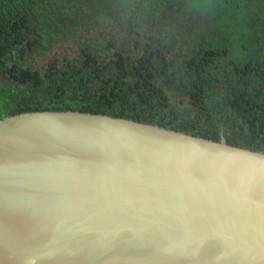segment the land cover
<instances>
[{"label": "water", "instance_id": "obj_1", "mask_svg": "<svg viewBox=\"0 0 264 264\" xmlns=\"http://www.w3.org/2000/svg\"><path fill=\"white\" fill-rule=\"evenodd\" d=\"M0 264H264V153L88 112L0 119Z\"/></svg>", "mask_w": 264, "mask_h": 264}, {"label": "trees", "instance_id": "obj_2", "mask_svg": "<svg viewBox=\"0 0 264 264\" xmlns=\"http://www.w3.org/2000/svg\"><path fill=\"white\" fill-rule=\"evenodd\" d=\"M44 110L264 153V0H0V119Z\"/></svg>", "mask_w": 264, "mask_h": 264}]
</instances>
